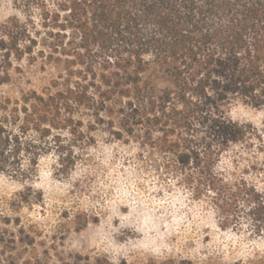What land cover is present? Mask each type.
Segmentation results:
<instances>
[{
	"label": "trees",
	"instance_id": "16d2710c",
	"mask_svg": "<svg viewBox=\"0 0 264 264\" xmlns=\"http://www.w3.org/2000/svg\"><path fill=\"white\" fill-rule=\"evenodd\" d=\"M0 51L58 69L45 93L0 100V173L30 178L42 155L73 156L54 131L102 117L119 139H139L167 168L216 192L226 223L244 201L264 233V196L219 172L223 154L248 139L229 116L241 100L264 110V0H24ZM25 162L29 169L25 168ZM198 176V178L196 177ZM204 181V182H203Z\"/></svg>",
	"mask_w": 264,
	"mask_h": 264
},
{
	"label": "rangeland",
	"instance_id": "374dc122",
	"mask_svg": "<svg viewBox=\"0 0 264 264\" xmlns=\"http://www.w3.org/2000/svg\"><path fill=\"white\" fill-rule=\"evenodd\" d=\"M26 11L24 0H0V37ZM4 54L1 101L45 93L58 77L41 60ZM228 111L249 135L218 170L264 196V110L237 100ZM75 118L82 124L53 132L72 157L48 152L30 178L0 173V264H264V233L254 232L244 201L226 223L216 192L167 168L169 156L117 138L102 117L78 110Z\"/></svg>",
	"mask_w": 264,
	"mask_h": 264
}]
</instances>
